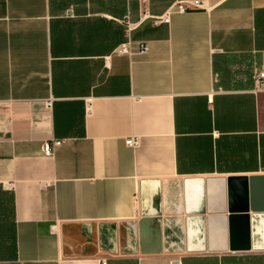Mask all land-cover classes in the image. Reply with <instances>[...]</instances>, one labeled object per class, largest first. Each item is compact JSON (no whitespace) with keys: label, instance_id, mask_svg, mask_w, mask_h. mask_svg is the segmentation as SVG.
I'll use <instances>...</instances> for the list:
<instances>
[{"label":"crops","instance_id":"crops-1","mask_svg":"<svg viewBox=\"0 0 264 264\" xmlns=\"http://www.w3.org/2000/svg\"><path fill=\"white\" fill-rule=\"evenodd\" d=\"M179 1L0 0V264H264V0Z\"/></svg>","mask_w":264,"mask_h":264},{"label":"built area","instance_id":"built-area-1","mask_svg":"<svg viewBox=\"0 0 264 264\" xmlns=\"http://www.w3.org/2000/svg\"><path fill=\"white\" fill-rule=\"evenodd\" d=\"M201 5L200 0H186V1H179L176 3L171 4V6L164 12L163 14L155 17V22H162V23H169L170 16L172 12H185L188 9H192L193 7H199ZM131 30V24L126 23V33L127 38L126 40L117 46L116 53L119 55H134L144 53L149 50L148 44L144 41L135 42L130 38L129 32ZM260 77L264 76L263 73H259ZM50 105V102H47ZM61 140H51L45 141L42 143V155L45 157L52 156L56 147L61 145ZM131 147H134L138 144L136 138H127L125 141ZM105 259H102L101 264H105Z\"/></svg>","mask_w":264,"mask_h":264},{"label":"rangeland","instance_id":"rangeland-1","mask_svg":"<svg viewBox=\"0 0 264 264\" xmlns=\"http://www.w3.org/2000/svg\"><path fill=\"white\" fill-rule=\"evenodd\" d=\"M125 28H126V26H125Z\"/></svg>","mask_w":264,"mask_h":264}]
</instances>
